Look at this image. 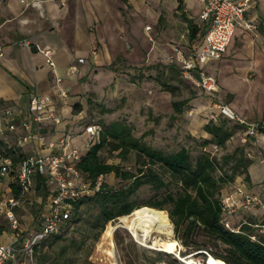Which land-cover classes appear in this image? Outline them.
Returning <instances> with one entry per match:
<instances>
[{
	"label": "rangeland",
	"instance_id": "rangeland-1",
	"mask_svg": "<svg viewBox=\"0 0 264 264\" xmlns=\"http://www.w3.org/2000/svg\"><path fill=\"white\" fill-rule=\"evenodd\" d=\"M128 1L130 4H125L122 9V21L112 18L115 24L121 22L122 27L120 29L116 27L113 34L108 35L110 42L108 52L112 62L116 57H120L123 62H116L112 70L107 68L111 63L98 65L94 62L89 63L90 69L83 82L84 110L74 135L81 134L89 124L101 127V123L122 121L132 127L135 137L155 149L171 152L185 145L191 146L193 148L191 154L195 155L198 150L197 143L188 136H192L197 142L202 140V136H205L202 126L209 119L213 120L221 115L214 107L215 102L196 87L180 79L172 83L178 89L175 95H171L161 89L155 78L162 71V67L167 65L166 58L170 56L174 46L180 47L187 53L198 44L201 35L198 32L193 39H190L181 12L169 10L163 0H160V5L157 7H153V3L149 0L141 4L136 0ZM3 3L4 0H0V6ZM142 7L154 10L155 15L160 14L159 19L148 13V10L143 11ZM189 20L194 25L195 20ZM146 27L150 29L146 31ZM241 29L243 32L231 41L218 62L219 69L213 74L220 88L219 102L226 104L241 118L264 122V50L260 47V45L264 46V43L256 42L258 27L255 29L241 27ZM96 50L98 54L99 49ZM191 93L195 94V98L188 102L181 115H176L172 110L171 102L186 99ZM242 138L243 134L238 129L227 143L226 150L231 151L236 146H244L245 153L250 152L252 157L261 150L252 145L254 139L243 143ZM208 149L215 152L213 148ZM98 154L100 160L108 164L118 165L127 170L134 169V153L125 160L119 157L118 152H110L107 148L101 149ZM15 172L14 169V172L10 173L6 183L15 182ZM263 175V171L260 172L258 183L251 188L252 193H260L264 190ZM101 181L114 188L125 185L115 179L113 174L104 176ZM245 185L242 183L235 185L228 193L238 186L250 192ZM153 199L158 200L156 193L149 186H144L139 190L134 201L138 205L137 209L156 211L161 218L170 223L165 211L143 207L146 202ZM40 201L34 189L24 196L21 207L16 211L21 230L36 228ZM82 208L86 210V216L97 213L88 204ZM131 214L110 223V227L97 242L92 243L88 239L86 244L93 246L90 255L87 257L81 253L76 256L77 258L75 257L73 264H151L156 258L153 252L160 250L153 247L151 241L142 244L134 239L129 230ZM239 216L240 214L236 215L237 218ZM256 216L260 219L262 212L258 210ZM233 219L235 220V215L230 218V222H233ZM83 223L84 221H81L79 225L81 228H86ZM171 227V235L154 233L152 237L170 240L177 255L179 252H184L185 258L193 259L195 264H204L206 260L203 261L201 257L195 256L196 252H190L181 245L174 237L172 224ZM7 233L11 232L8 230ZM4 239L3 237L1 240ZM172 255L177 258L176 254ZM167 261L165 259V262ZM165 262L159 261L155 264H165ZM58 264H61V261Z\"/></svg>",
	"mask_w": 264,
	"mask_h": 264
},
{
	"label": "trees",
	"instance_id": "trees-1",
	"mask_svg": "<svg viewBox=\"0 0 264 264\" xmlns=\"http://www.w3.org/2000/svg\"><path fill=\"white\" fill-rule=\"evenodd\" d=\"M178 9H181L180 2ZM198 32L202 37L203 25L198 27L188 24L190 39ZM116 62L121 63L123 60L117 58L108 69L112 70ZM155 79L161 89L171 95H175L178 89L172 83L176 79L183 81L174 64L163 66ZM193 98L195 94L191 93L186 99L172 101L173 112L181 115ZM74 109L78 111L80 106L75 104ZM238 129L241 134L244 133V127L221 115L214 120L209 119L202 126L205 134L202 140L197 142L188 136L197 143L198 150L192 155L193 148L185 145L171 152L155 149L135 137L132 127L122 121L101 123L98 141L91 143L79 160L73 163L80 181L92 193L69 201L71 208L68 219L60 224L56 234L47 237L34 248L32 264H58L59 261L61 264H73L76 256L81 253L88 257L93 246L86 244L87 240L97 242L110 227V223L137 209L134 198L144 186H149L158 200H150L143 207L165 211L173 226L174 237L186 250L196 252L195 256L201 257L203 261L211 256L225 264H264V233L258 234L252 227L254 220L246 221L238 232H231L221 224L222 190L232 185L238 177H243L245 184L250 183L248 169L252 159L245 155V147L236 146L231 151L226 150L227 143ZM103 148L118 152L124 160L134 153V169L127 170L101 161L98 153ZM208 148H213L215 152ZM0 155L9 158L14 167L25 158L19 147H8L3 138H0ZM109 174H113L115 179L125 185L114 188L100 182L99 178L102 180ZM10 188L11 194L17 197L19 189L15 182ZM33 189L41 199L37 230L51 192L43 176L33 178ZM85 204L97 213L86 216V210L82 208ZM81 221H84L86 228H81ZM4 229L6 232L9 230L7 224L0 220V233ZM254 234L257 241L250 240ZM153 254L156 258L151 264L165 262V259L168 260L165 264H185L172 254L157 250ZM179 255L183 258L186 256L184 252H179Z\"/></svg>",
	"mask_w": 264,
	"mask_h": 264
},
{
	"label": "crops",
	"instance_id": "crops-1",
	"mask_svg": "<svg viewBox=\"0 0 264 264\" xmlns=\"http://www.w3.org/2000/svg\"><path fill=\"white\" fill-rule=\"evenodd\" d=\"M31 1L38 0H4L3 5L0 6V114L4 110H10V119L15 126L14 131H6V137L3 139L8 147H19L17 140L25 135L21 122L27 118L25 109L29 95L36 92L50 98L60 118L59 124L52 125L50 122L43 124L41 131L46 142H54L65 135H70V146L84 148L87 138L84 130L81 134L74 135L84 110V77L90 69L89 63L94 62L96 65L113 63L108 52L110 47L108 35L113 34L115 28L120 29L122 25L121 22L116 24L112 22V18L122 21V9L130 2L128 0H65L64 6L53 1L41 2L38 7L27 6L26 4ZM136 1L141 4L145 0ZM149 1L153 3V7L160 5V0ZM162 2L167 3L169 10L180 11L182 19L187 20H184L187 27L189 23L191 24L189 19L195 20L194 25L202 26L198 19L200 5L194 0H163ZM179 2L181 9H178ZM141 9L148 10V13L156 19L160 17V14L155 15L154 10L147 7ZM247 18L259 28L256 42L264 43V0L255 1ZM241 32H243L241 27L235 28L231 41ZM201 40L202 37L192 50L200 44ZM260 47L264 50V46L260 45ZM43 50L52 52L53 69L46 63L42 54ZM77 59H83V63L79 64L77 71L72 74L69 72V67ZM218 62L219 60L208 62L205 70L214 74V71L219 69ZM53 75L60 79L58 84L53 82ZM75 104L80 106L78 111L74 109ZM0 127L6 128L1 117ZM252 145L264 151V139L261 136L256 137ZM19 148L24 157L36 154L44 156L60 154L58 147L38 148L33 142ZM257 154L253 155L252 164L248 169L249 185H245L243 177H238L232 185L222 190L223 194L228 193L240 183L252 192L251 188L258 183L260 172L263 171L264 174V163L260 161ZM8 178L0 183V198L11 191V184L6 183ZM260 194L264 199V190ZM256 213V210L240 209L231 223L235 225L246 223L248 220L256 222L258 221ZM237 214H240L239 218L236 217ZM29 229L21 230V238L16 244L27 237ZM3 237L5 239L1 240ZM0 243H11L10 234L5 229L0 233Z\"/></svg>",
	"mask_w": 264,
	"mask_h": 264
},
{
	"label": "built area",
	"instance_id": "built-area-1",
	"mask_svg": "<svg viewBox=\"0 0 264 264\" xmlns=\"http://www.w3.org/2000/svg\"><path fill=\"white\" fill-rule=\"evenodd\" d=\"M46 1L58 2L60 6H64L66 2L65 0H38L31 1L26 5L38 7L39 3ZM194 1L200 5L198 19L204 26L202 40L194 50L188 53L180 47L174 46L172 53L166 58L167 64H174L183 81L196 87L214 101V107L221 115L244 127L243 138L241 139L243 143L258 136L264 139V122H248L238 117L226 104L220 103L218 82L213 74L205 70V65L208 62L221 59L233 37L235 28H256L254 22L247 18L256 0ZM149 29L150 27H146L145 30L148 31ZM42 54L48 66L53 69L52 52L43 50ZM82 63L83 59L75 60L70 65L69 72L75 73L78 65ZM53 82L58 84L60 79L53 75ZM25 111L27 118L21 122V128L25 131V135L17 140V145L22 147L33 142L38 148L52 149L58 147L60 154L45 156L36 154L25 157L16 167L13 166L9 158L0 155V183L8 178L15 169V184L19 189L17 197L9 191L0 198V220L7 224L11 232V243H0V264H32L34 248L47 237L56 234L60 224L68 219L71 208L69 201L92 193L87 185L80 181L73 163L79 160L91 143L98 141L100 127L96 124L87 125L84 128V133L87 136L86 145L84 148L78 149L70 146V135H65L54 142H46L41 131L43 124L45 122H50L52 125L60 123V118L56 114V107L49 97L41 96L36 92L31 93ZM10 115V110H4L0 114L6 127L5 129L0 127V138L6 137V131L12 132L15 129ZM245 155L252 158L250 152H246ZM257 156L264 163V151H259ZM35 176L46 178L51 194L47 198L41 213L38 229L30 228L27 231V237L16 244L21 238L20 222L16 211L21 207L24 196L32 191ZM221 205V224L227 230L238 232L241 225L245 224L243 222L234 226L230 222V218L240 209L245 211L260 210L262 217L258 218L252 227L257 230L258 234L264 233V199L260 193H250L238 186L232 192L224 194ZM250 240L257 241L258 238L254 234L250 236Z\"/></svg>",
	"mask_w": 264,
	"mask_h": 264
},
{
	"label": "bare ground",
	"instance_id": "bare-ground-1",
	"mask_svg": "<svg viewBox=\"0 0 264 264\" xmlns=\"http://www.w3.org/2000/svg\"><path fill=\"white\" fill-rule=\"evenodd\" d=\"M129 230L135 240L142 244L152 242L153 247H157L161 252L176 254L174 245L170 240L152 237L154 233L169 236L172 233V227L169 222L159 216L156 211L148 209H136L133 211L129 221ZM156 234V235H157ZM177 258L184 260L188 264H195L191 258H183L177 255ZM199 264V263H198ZM204 264H225L223 261L209 256Z\"/></svg>",
	"mask_w": 264,
	"mask_h": 264
},
{
	"label": "water",
	"instance_id": "water-1",
	"mask_svg": "<svg viewBox=\"0 0 264 264\" xmlns=\"http://www.w3.org/2000/svg\"><path fill=\"white\" fill-rule=\"evenodd\" d=\"M208 257V256H207ZM180 261H182L183 263H185V264H188V263H186L184 260H180Z\"/></svg>",
	"mask_w": 264,
	"mask_h": 264
}]
</instances>
